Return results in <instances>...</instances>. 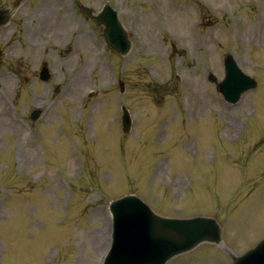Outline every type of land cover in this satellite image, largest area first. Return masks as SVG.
Returning a JSON list of instances; mask_svg holds the SVG:
<instances>
[{"label":"rangeland","instance_id":"1","mask_svg":"<svg viewBox=\"0 0 264 264\" xmlns=\"http://www.w3.org/2000/svg\"><path fill=\"white\" fill-rule=\"evenodd\" d=\"M106 2L125 56L78 8ZM229 53L256 80L234 104L217 89ZM128 194L222 227L166 264H232L264 238V0H24L0 26V264H100Z\"/></svg>","mask_w":264,"mask_h":264},{"label":"water","instance_id":"2","mask_svg":"<svg viewBox=\"0 0 264 264\" xmlns=\"http://www.w3.org/2000/svg\"><path fill=\"white\" fill-rule=\"evenodd\" d=\"M21 0L12 4L13 9ZM84 13L96 25L103 24L105 41L119 54L129 48L126 35L110 8L105 7L98 17L82 7ZM10 10H0V25L6 23ZM225 78L218 85L223 96L235 102L240 93L255 86V82L244 76L228 55L224 60ZM41 77L46 79L43 69ZM124 110V109H123ZM37 113L32 114V119ZM123 130L127 131L130 119L126 111L122 116ZM113 215L112 246L103 264H164L169 258L185 252L197 244L220 240V228L208 217L188 219L165 218L155 214L146 204L132 195L111 202ZM233 264H264V240L244 255L235 258Z\"/></svg>","mask_w":264,"mask_h":264},{"label":"bare ground","instance_id":"3","mask_svg":"<svg viewBox=\"0 0 264 264\" xmlns=\"http://www.w3.org/2000/svg\"><path fill=\"white\" fill-rule=\"evenodd\" d=\"M161 9V8H160ZM239 123H236V125H234V127L232 128V126H231V128H232V131L233 132H236V131H238V129H239ZM100 232V231H99ZM101 233H102V235H101ZM106 234V231H105V229H103L101 232H100V236L102 237L103 235H105Z\"/></svg>","mask_w":264,"mask_h":264}]
</instances>
